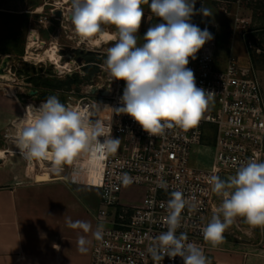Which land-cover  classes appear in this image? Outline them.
I'll return each mask as SVG.
<instances>
[{
    "label": "built area",
    "instance_id": "2783aa9c",
    "mask_svg": "<svg viewBox=\"0 0 264 264\" xmlns=\"http://www.w3.org/2000/svg\"><path fill=\"white\" fill-rule=\"evenodd\" d=\"M208 30L214 38L187 65L194 72L197 87L215 93L195 126L174 127L150 136L131 116L112 111L123 106L120 83L106 92L89 86L81 96L70 92L65 105L86 109L92 113L91 119L111 126L112 138L120 139L117 150L82 153L73 164L63 165L61 171L55 170L53 162L44 160L47 166L41 167L38 159L32 160L35 177L47 174L53 181L100 191V206L94 218L96 228L103 225V236L100 240L94 237L91 264H184L179 256L164 255L162 261H156L149 251L156 244L154 238L167 231V202L176 191L185 200L176 234L186 233L188 241L195 243L208 260L209 241L204 239L202 228L222 203V197L212 192L209 177L234 175L249 159L264 162V91L258 73L251 65H241L232 54L224 71L215 70L218 34L214 27ZM66 65L63 71L54 70L56 76L76 74ZM14 127L15 123L12 131L4 134L7 148ZM210 128L214 131L213 163L208 169L192 167L193 153L204 147ZM99 139L104 142L105 138ZM125 174L132 180L128 185L123 183ZM138 190L140 198L134 200L133 192Z\"/></svg>",
    "mask_w": 264,
    "mask_h": 264
},
{
    "label": "clouds",
    "instance_id": "9594fccd",
    "mask_svg": "<svg viewBox=\"0 0 264 264\" xmlns=\"http://www.w3.org/2000/svg\"><path fill=\"white\" fill-rule=\"evenodd\" d=\"M143 4H148L163 22L149 27L144 43L138 45L136 34L144 17ZM195 4L196 0H71L70 20L81 37L101 33L104 24L115 26L117 31L110 39L116 42L107 49L104 67L113 80L125 81V87L123 106L111 109L131 116L150 136L162 134L165 129L195 126L215 94L197 87L194 72L187 67L190 59L195 60L201 48L214 38L207 27L202 30L191 22L197 12L205 17L212 15L204 5L196 10ZM25 113L15 123L13 143L22 158L51 160L56 171L73 164L82 153L115 152L120 144V139L112 138L111 126L91 119L92 113L86 109L66 106L56 96L46 97L39 107L28 105ZM131 182L125 174L123 183ZM209 184L212 192L222 197V203L202 228L206 241L213 246L221 243L223 233L237 217L253 227H264V162L249 159L225 179L211 175ZM184 207L183 194L171 193L165 218L167 231L154 238L156 244L149 251L156 261L167 255L181 257L184 264H208L203 251L188 241L186 233L176 234ZM67 224L84 233L92 231L87 221L69 218ZM92 234L102 239L103 225ZM86 243L84 236L78 237L80 252L87 251ZM53 247L59 249V245Z\"/></svg>",
    "mask_w": 264,
    "mask_h": 264
},
{
    "label": "rangeland",
    "instance_id": "374dc122",
    "mask_svg": "<svg viewBox=\"0 0 264 264\" xmlns=\"http://www.w3.org/2000/svg\"><path fill=\"white\" fill-rule=\"evenodd\" d=\"M202 5L209 8L212 15L205 17L197 12L192 16L191 22L202 30L214 27L217 31L215 70L224 71L228 57L232 54L241 65L255 68L264 91V0H196L195 9H200ZM142 7L144 17L136 34L138 45L144 43L143 36L149 27L161 23L148 4H143ZM70 14L71 0H0V102L13 101L16 105H11V113L19 112V119H22L23 109L27 105L43 102L48 96H56L52 92L36 88L30 83V79L41 75L44 79L64 81L73 76H56L54 60L45 55H50L59 62L62 57V67L67 64V67H72L76 72L74 75L82 78L87 74L86 69H97L91 70L92 76L79 90H74L73 87L66 93L63 89L60 96L68 97L73 91L81 96L82 91L89 86L102 88L106 92L117 83L124 90L125 81L111 82L113 78L104 67L107 49L115 42L96 46L83 40L71 23ZM103 31L114 34L117 30L113 25L104 24L101 32ZM98 36L99 33L93 37L97 40ZM87 57L92 58L94 64H88ZM73 61L75 64H69ZM17 120L5 133L9 129L12 131ZM213 143L214 131L210 128L206 133L204 147L193 153L190 162L192 167H211L214 158ZM10 145L12 144L9 147ZM6 148V141L1 136L0 152ZM13 157L23 165V161H26L34 166L32 160L22 158L20 154H14ZM75 188L89 204L92 213H96L100 206V191L86 187ZM140 194V190L133 192L134 200L139 199ZM223 236V241L216 246L209 242L208 264H264V227H253L243 217H237Z\"/></svg>",
    "mask_w": 264,
    "mask_h": 264
},
{
    "label": "crops",
    "instance_id": "0c3cea01",
    "mask_svg": "<svg viewBox=\"0 0 264 264\" xmlns=\"http://www.w3.org/2000/svg\"><path fill=\"white\" fill-rule=\"evenodd\" d=\"M11 105L16 104L0 102V137L20 115L17 111L11 113ZM2 152L5 151L0 152L4 160L0 161V264H91L96 221L89 204L75 188L83 186L45 182L44 176H34L31 163L23 161V165L14 159L16 152ZM38 164L46 166L45 162ZM69 218L89 222L92 231L84 233L68 227ZM79 236L87 240L86 252L78 250ZM54 244L59 245L58 250Z\"/></svg>",
    "mask_w": 264,
    "mask_h": 264
},
{
    "label": "trees",
    "instance_id": "16d2710c",
    "mask_svg": "<svg viewBox=\"0 0 264 264\" xmlns=\"http://www.w3.org/2000/svg\"><path fill=\"white\" fill-rule=\"evenodd\" d=\"M247 43H248V40H247ZM87 58H88V64H94V61L92 58H89V57ZM251 60L253 61L252 58ZM91 70H97V69L92 68ZM91 70L86 69L87 74L85 75L84 78L80 77L79 75H73L72 77L66 78V80L64 81H58V80L44 79L41 75H37L35 78L30 79L31 80L30 83L33 84L38 89L46 90L48 92L54 93L56 97H58L60 102L65 104L67 97L65 95L60 96L59 93H61L63 89H65L66 93H68L69 91H71L73 87H74V90L75 89L79 90L81 85L87 83L89 77L92 76L93 72Z\"/></svg>",
    "mask_w": 264,
    "mask_h": 264
},
{
    "label": "bare ground",
    "instance_id": "6f19581e",
    "mask_svg": "<svg viewBox=\"0 0 264 264\" xmlns=\"http://www.w3.org/2000/svg\"><path fill=\"white\" fill-rule=\"evenodd\" d=\"M114 34L110 33V32L103 31V32L99 33V36H98L97 40L94 39V37H93L94 35L91 36V37H87V38L82 37V38H83V40H85V41L87 40V41H89V43H92V45L94 44L96 46H100L102 44L108 45L110 43L116 42V40L110 39V37H112ZM45 56L51 58L52 60H54V62H55L54 65H56V69L58 71H63L64 68L62 67V65L60 64L58 59H55L54 57H52L50 55H45ZM40 58L37 61H39ZM11 144L12 145H10V147L5 150L6 154H8V153L10 154L12 152L13 153L20 152L19 148L15 145V143H13V141L11 142ZM44 160L47 161V162H52L51 160H48V159H38V162H42ZM43 176L45 177V181H47L48 180V175L46 174V175H43Z\"/></svg>",
    "mask_w": 264,
    "mask_h": 264
},
{
    "label": "water",
    "instance_id": "95a60500",
    "mask_svg": "<svg viewBox=\"0 0 264 264\" xmlns=\"http://www.w3.org/2000/svg\"><path fill=\"white\" fill-rule=\"evenodd\" d=\"M226 177H224V178H222V179H225ZM51 181H53V180H51L49 177H48V180L47 181H45V182H51ZM36 182H38L37 180H36Z\"/></svg>",
    "mask_w": 264,
    "mask_h": 264
}]
</instances>
